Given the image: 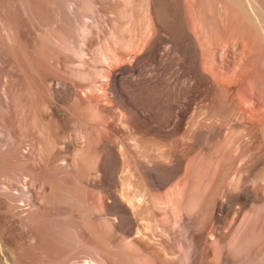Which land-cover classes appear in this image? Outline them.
<instances>
[{"label":"bare ground","instance_id":"1","mask_svg":"<svg viewBox=\"0 0 264 264\" xmlns=\"http://www.w3.org/2000/svg\"><path fill=\"white\" fill-rule=\"evenodd\" d=\"M1 1L0 8L4 3ZM85 1L87 3L89 0ZM92 1L90 0V2ZM99 1L101 2V0ZM113 1L117 2L118 0ZM132 1L135 2V0L130 2ZM205 1L202 0V3H205ZM208 1L211 2V0ZM123 2L120 3L125 4L126 0ZM190 2L193 1L150 0L149 2L151 17L153 16V19L157 22V27L160 25L163 29L164 27L167 29H165L166 34H168L167 38H169L168 40L172 46L171 48L168 45L170 46L168 51L165 47L166 54L164 52L163 54L160 53L163 57L160 56L159 58L163 61L159 62L165 67L166 63H163L165 59L168 61V67L172 64L173 66L177 65L183 71L187 70L188 63H190L195 70L197 79L195 77L194 79L204 82V90L202 93L200 91L203 94L202 100L199 96L200 100H198L200 102L197 99V102H194L193 97L187 104L183 103L184 106L186 105L185 108L180 102L184 93L187 90L190 92L196 88H186L187 82L179 86L174 84L169 89L165 86H163L165 88H162L160 79L164 76V68L160 67L162 71L159 68L154 75L152 74V76L150 75L147 78H139L137 82L133 81L134 83H131L128 80L129 84L123 82V75H134L130 72L133 69L138 70L137 66L141 68L140 66L142 65L137 64L141 59L140 46L142 44L138 41L140 39L130 40L129 37L127 39V35L130 34V32L128 33L127 22H130L131 18L129 21H125V14L120 18L121 20L124 19L125 30L126 28L128 29L126 30L127 35L123 34L126 38L122 37L125 42L121 38V33L124 32V29L123 32L120 30L124 26L117 25L119 30H116L114 28L116 24L113 25L119 19V16H115L111 29L105 26V28L110 30V34L107 33L108 30L105 32L109 35L105 34L109 39L107 37V40L102 38L104 41H95L94 34L97 30L93 35L89 33V30H85L91 25V22L90 24L87 23L88 20L86 21L88 26H84V31L87 32L79 30L82 33L74 35L72 33L74 28L72 31L69 28L71 31L69 33L68 31L64 33L62 30L61 32L59 31L60 26L57 29L54 27L55 19L54 22L51 18L45 19L50 17L47 14L46 17L40 15L45 20L38 19L40 20L38 27L41 30H36L35 27L36 33H40L37 34L38 36L36 34L33 35L35 36L33 38L37 39L36 37H39L40 40L42 39L40 45H44L46 41V47L45 45L40 47H43L44 50L45 48L46 50H51L52 53L48 51V57L44 50L41 51L42 48L40 49L36 45L37 43L35 44V40L34 44L39 49L33 48V50H36V53L41 51L38 55H35V58H33V53H29L33 57L28 55V53L26 54L30 47L28 48L27 46V49L22 42L23 40H20V35L18 36L17 32L18 28L16 29L13 26L6 15L3 16H6L8 20L0 16V46L7 56V68L14 70V73H8L9 71L0 73V152L5 150L11 153L10 161L0 163V197H3L6 202V210L4 212L6 211L19 219V225L26 227L27 236H30L32 241L36 240L37 236L41 238V235L43 237L48 235V237L55 239V243L56 241L59 243L60 246H57V249L60 247L62 254L59 255L61 257L54 258V260L57 259L58 261L53 262V264H120L121 257L118 260L119 263H115L111 259L112 257L110 258L111 260L108 257L111 253L109 251L112 250L114 252L117 249V253H119L122 248H126L125 250L129 252H124L126 257L128 256L127 254L135 255L139 252V255L142 254L143 258H145L146 264H192L191 255L189 256L191 252L189 253V251L194 246L191 247L186 242L188 241L187 239L191 238L192 234H190L189 238L188 233H191V231L187 232L188 229L186 230V227H184L185 225L183 224L185 223L183 221L187 216L190 217L191 221L192 214H197L196 217H201L198 213L202 214V210H206L207 204H210L209 208L211 210L209 211L210 213L212 212V215L207 214L208 210L206 214L212 217L211 223L216 224L219 229L215 230L211 224L212 227H208L210 230L207 229L208 231H206L201 226L202 230L206 231L205 233L208 232V235L205 236L207 239L205 241H209L210 245L214 244V248H209V243L207 245L205 242V245L209 246L208 248L206 247L207 254L208 256L211 255L207 257L211 259H209V262L208 260L205 262L202 260L199 264H221V261L220 263L219 261L215 262L214 258L217 257V260H222V256L225 253L232 256L231 260L234 259V263L264 264V242H261L264 240H256L257 236L260 235L257 234L258 232L264 235V0H217V5H214L218 6L219 9L217 7L215 9L214 6L215 12L212 10L216 14H214L216 20L219 17L220 21V17L223 16L221 15L222 13L226 15L223 20H228L231 15L230 18L235 17L234 19L232 18L233 20L229 19L232 21L231 26L238 21V24L236 23L238 27L236 28L239 29L240 26V28L243 27L247 31L244 36L242 34L244 29H240L242 38L240 37L241 35H237L239 34L238 29H235L236 33L233 30L235 27L231 29V26V28L229 25L226 26L230 22L229 20L228 23L225 22V25L222 21L223 25L218 23L220 28L218 32L221 36L219 34L216 35L223 38V42L220 38V40L216 39V35V40L213 39L214 35H207L209 29H206L208 30L207 33L205 32L206 30L204 31V28L208 25L207 23L206 26L203 23L205 27L202 26L204 28L201 26L199 28L200 23L204 22L205 19L199 18L202 21H199V25L197 23L196 26L198 17H195V12H202L206 8L205 4L208 5L210 3L202 4L205 8L198 11L196 8L198 2H195L196 6L191 3L194 6L190 4V6H193L190 9H195V12L192 10L193 14L191 10H188V4H185ZM213 3H216V1ZM64 4L67 6L66 3ZM73 4L74 6L76 5L74 2ZM82 4H84V0ZM82 4L81 7L85 10L87 4H84L85 8ZM102 4L106 7V4L103 2ZM115 4H113V11L114 7H116ZM78 5L76 7L80 8ZM132 5L134 6L133 3ZM210 6L207 8H210ZM67 7L70 9V6ZM91 7L92 5L89 8ZM119 7L121 8V6ZM122 7L126 13L127 9L123 5ZM136 7H138L137 4ZM89 8L88 10H90ZM146 8L148 10V7ZM107 9L111 8L107 7ZM117 10L112 12V14L119 13V10ZM124 10L120 11L124 13ZM136 10L139 11V9H133V15H135ZM219 11L222 13H219ZM75 12L76 10L72 13L75 14ZM100 12L103 13V11ZM98 13L95 15H98ZM137 13L136 15L139 16V13ZM218 13L221 16H218ZM83 14L81 13L82 18L84 17ZM104 14H101V16ZM145 14L147 17L148 12ZM201 14L205 15L206 13H200V16ZM227 14L229 15L228 17ZM56 15L58 16V13ZM63 15L69 14L67 12V14L64 13ZM117 15L121 16L122 14ZM136 15L135 17H137ZM214 15L211 13L210 17ZM78 16L79 14L76 16V20V17L72 18L77 21ZM89 17L91 18V16ZM170 17L173 18L170 19L171 21L168 20ZM80 20L82 23L83 20ZM107 20H109V17L105 21ZM173 20L174 22H172ZM235 20L237 21L235 22ZM63 21L64 19L61 20V22ZM72 22L71 25L73 26ZM133 22L132 20V25H129L136 27L135 29L137 30L129 27L134 32H132L131 38L134 37L135 33L139 35L137 31L142 28V26L139 28L140 25L138 23L140 20L135 21V23L138 22L139 26H134ZM213 22L215 21L213 20ZM117 23H119V20ZM120 23L122 24L123 22L121 21ZM143 23L145 24V21ZM149 23L150 25L152 24L151 21ZM96 24L98 28L99 24ZM63 25H66L65 22ZM212 25L216 29L217 26L215 25L217 23ZM220 25L223 28L226 26V28L223 29ZM65 27L64 31L67 29ZM77 27L75 28L77 29ZM191 27L193 28V34L197 32L194 35L191 34L192 30L189 31ZM229 28L232 31H229ZM101 29H103L102 26ZM222 29L223 31H221ZM98 31L100 30L98 29ZM117 31L119 32L117 33ZM32 32L35 33L34 31ZM142 32L145 33L143 29ZM142 32H140V36L144 35L145 37L146 33L143 34ZM228 32H235L234 34L237 37L239 36V39H236L237 37L234 34L229 35ZM29 33L30 31L28 30ZM105 35L103 36L102 34V37H105ZM158 35L160 39L161 34ZM231 35H233V38L235 36L236 40H234V43L231 42V39H233ZM153 36L152 34V38L146 36L147 38L145 37L144 39L141 37L143 44L144 40L149 38L146 44L143 45L144 54L149 57L152 56L151 54H156V50L162 49L158 48L161 45V41L157 36ZM237 40L241 44L240 46L239 44L237 45ZM215 42L222 43V45L223 43L226 44L227 47L223 45L226 49L222 46L220 48V44L217 43L218 46ZM47 46L50 48L48 49ZM159 62L158 64L161 66L162 64ZM6 63L2 64L5 65ZM156 66L158 67V65ZM54 68L56 69L55 71L53 70ZM15 71H17V75H15ZM104 71L106 72L104 73ZM145 71L142 70V72ZM138 73L137 75H141V73ZM19 75L22 76L20 79H23V82L18 80ZM69 79H71V82ZM54 80H57V83H53ZM102 80H105L104 84H108L106 87L107 91L105 88L104 90L102 89L107 92L106 94L105 92L102 93L104 98L107 95V100L102 98L103 96L101 97V88L96 87L103 82ZM24 82L28 85L23 84ZM51 82L53 84L59 83V89L56 85L53 86ZM172 82L174 81L172 80ZM196 83L198 82L196 81ZM22 84L29 87L25 91L31 90L33 93L31 95L29 91L26 94L33 96V98L30 97L33 107H31L32 110L30 112L31 115L33 114L32 116L29 114V116L24 115L26 110H24L25 106L23 105L25 103L23 104L21 101V103H16L18 101L17 96L26 93ZM104 84L101 85L104 87ZM166 85L168 84L166 83ZM188 85L190 86V82H188ZM199 85L196 86L202 88V84L199 83ZM11 89L17 96L13 95ZM94 90L96 91L94 92ZM198 90L199 88L196 89V92L199 94ZM97 91H100V94L96 93ZM216 91L219 92L216 93ZM219 93H223V95ZM214 94H218L219 98L218 96L215 97ZM14 96L17 97L16 100ZM98 96L102 98L101 101H99ZM56 98L59 99L60 103L56 102ZM177 100L183 106L182 108L179 107V103L177 104V108H182V111H185L183 112L185 113V119L186 113L189 116L183 121L180 118L181 116L179 117L177 114L180 113L181 110H179L177 113L173 112L167 125H161L160 123L163 122L160 121L162 120L161 114L156 115V113H153L155 106L156 111L159 109L158 111L163 110V113H167L171 110L170 108V110L168 109V107H171L169 104L176 105ZM109 101H111L110 105ZM157 101L159 102V107ZM173 101L176 102L174 103ZM19 104L22 105L19 106ZM89 104H93V107L90 106L92 107L90 110L87 108ZM17 106L21 107V109ZM83 107L87 108H85L88 111L86 114L82 113ZM172 107L174 108V106ZM164 109L165 111L168 110L165 112ZM152 114L161 118L159 120V117L156 118L154 116L155 120L160 121V123L157 124L155 120H150ZM91 116L93 118L103 117L104 119L99 118L96 122V120L93 121L94 119ZM6 117L7 119L9 118V122ZM30 117H33V122H27V118L31 120ZM72 119L75 123L71 122ZM153 122L155 125L161 126H154ZM31 124H34L38 130L42 127L37 132L38 136H36L35 127ZM46 124L49 126L48 130H46ZM43 126H45L44 129ZM33 129H35L36 137H34ZM43 130L45 133L48 131L46 138L44 137L45 133L42 132ZM63 138H66V141L63 145L65 151H62V153L59 144ZM78 139L80 140L79 142ZM35 141H38L36 148L39 151L36 149V156L39 155V157L34 154L35 157L31 155L35 151L30 152L36 146ZM32 144L34 145L33 147ZM172 155L175 156V159L170 157ZM3 157L7 158V155ZM169 159H173L172 164H168ZM59 173L61 175L66 173L64 177L70 173L72 175V177L69 175L71 180L74 178L72 186L71 184H65L64 178L62 179L59 176V179H62V183L67 185H63L64 188H69L71 185L69 190L63 189V187L62 189L60 188L62 191L64 190V193L59 187V190L57 189L60 183L55 185L58 183L55 182ZM49 176H57V178L54 179L55 177L51 178ZM69 176L66 177L68 180H70ZM51 182L56 186L55 189H53ZM255 182L259 184L256 185ZM74 186L77 187L74 188ZM57 191H60L63 195L58 194L59 192ZM87 191L90 194L92 192L97 193L94 195L98 197L89 196L90 194ZM78 193L80 196L82 195L81 198L77 195ZM93 196L95 199H100V202L96 203ZM4 201L0 202L3 204ZM209 208L207 207V209ZM204 210L203 213H205ZM261 210L263 215L258 213ZM24 211L27 214H24ZM1 214L0 224L2 218L5 217L1 216ZM254 214H258L257 219L252 216ZM259 216L263 219L258 221ZM204 217H206L205 214ZM13 219L15 220V218ZM207 219L209 220V218ZM138 220L139 222H137ZM185 220L187 222V219ZM194 220L196 222V219ZM200 221H202V225L206 224L203 220L200 219ZM260 221H263V223H260ZM192 223L190 225H195ZM196 226L198 225H195V228ZM205 227L207 228V226ZM253 239L258 244H255ZM9 240L12 239H9V237L3 238L0 234V264H21V262L23 264L25 260L21 261L19 259L22 255H16V251L12 248V243ZM193 240L191 238V242ZM188 242L190 244V241ZM172 244L175 247H172ZM17 248L19 249V247ZM252 248L254 249L253 253L251 252ZM22 249L20 252H22ZM203 249L205 250V247ZM213 249L214 252H212ZM226 254L225 259L228 257ZM142 255L141 260L143 259ZM17 257L21 262L18 261ZM134 257H137V259ZM134 257L132 258L133 260L135 259L134 262L140 261L138 258L140 256L136 255ZM147 258H151V262ZM211 260L215 263H211ZM49 261L48 259L47 264H49ZM131 262L129 260L127 264H134L132 260ZM142 262L143 260L138 263ZM44 264H46V261Z\"/></svg>","mask_w":264,"mask_h":264},{"label":"rangeland","instance_id":"2","mask_svg":"<svg viewBox=\"0 0 264 264\" xmlns=\"http://www.w3.org/2000/svg\"><path fill=\"white\" fill-rule=\"evenodd\" d=\"M68 1H69V3H70V2H71V3H70V4L67 3ZM68 1H66V0H56V1H55V0H30V1H29V0H2L1 2H2V3L4 2V3H3L2 6H1L2 9L0 8V12H1L0 16L4 17L3 15H6V16L8 17V19H10L9 21L13 24V26H14L16 29L18 28V29H17V32H18V36L20 35V36H19V37H20V40H23L22 42L26 45V48H27V46H28V48L30 47L29 50H27L26 54L28 53V55H30L31 57L34 56L33 58L36 57L35 55H38L41 51L44 50L43 47H44V45L46 44V41L44 40V41H45V42H44L45 44H44V45L42 44L43 47H40V46H42V45H40L42 39L40 40L39 37H36L37 39H39V40H38V41H39V44H38L37 39H34L35 36H33V35H35V34H36V36H38L37 34L40 33V32H39V33H36V32H37L36 30H38V29L41 30V28L38 27V26H39L38 24H39V21H40V20H45V19H50V18H51V19L54 21V19H55L56 22L54 21V22H55V23H54V24H55L54 27H56V29H57L58 26H60V30H59V31L62 30L64 33H66V32L68 31V33H69V32H71L72 29L74 28V30H73V32H72L74 35L77 34V33H79V34L82 33V31H84V29H85L84 26H86V25L88 26V24H90V22H91V25H90L91 27L88 26V28H86L85 30H89V33H90V34L92 33L91 35H93L94 32L97 30L96 33L94 34V39H95V41H98V40L101 41L102 38H104V40L109 39V37H108L109 35H108V34H110V32H109L110 30H108V29H111V25L114 23L115 16H117V17L119 16V19H117V20L115 21V23L113 24V25L116 24L114 28H116V30H117V29H118V28H117V25H118V26L121 25V27L124 26L123 28L120 29L121 32H123V29H124V32H123V33L120 32L121 35H122L121 38H122V37H123V38H126L123 34H126V33H127L126 30L129 29V30H128V33L130 32L131 35L128 34V35H129V36H128V35L126 34V35H127V39H128V37L130 38V40H131V39H134V40H138V39H140V40H138V41H139V43L141 42L140 44H142V45H141L142 47L140 46L141 50L139 49V50L142 52V53H140V56H141L140 62H141V63L139 62V63H137V64H139V65L142 64L140 67L142 68V70H144V71L146 70L145 72H142L141 68H139V66L136 65L137 68H138V70H137V69H133V71L135 70V72L131 71L130 73H131V74H134V75L131 76V75L129 74L130 77H129L128 74L123 75V76H122V78H123V80H124L123 82L126 83V84H129L130 81H131V83H134L135 81L137 82V79H139V78L141 79V78H147V77H150V75H151V76H152V74L154 75V74L156 73V71H158L159 68L161 67L162 69L164 68V69H163L164 76L161 77V79H160V82H161V84H162V88H165V87H166V88L169 89V88H171V86L174 85V84H175V85L177 84V86H179L180 84L182 85V84H185L186 82H187V87H186V88H188V87H192V88H196V89L199 88V90H198L199 94L196 92V89L193 90V91H190V92H189V90H187V91L184 93V96L182 97V99H181V101H180L182 105H183V103L187 104V103L190 101V99L193 98V97H194V102H197V100L199 99V96H200V99L202 100V98H203V94H201V93H202V91L204 90V87H203V86H204V82H202L201 80H196L197 78H196V76H195V70L193 69V67L191 66L190 63H188L189 65H188V67H187V70H184V71H183V70L181 69V67H180V66H177V65H174V66H173V64H172L170 67H168V66H169V65H167V64H168V61H166L165 59H164V62H163L164 64L166 63V64H165V65H166L165 67H164V65H163L161 62H159V61H163V60H160L159 57L161 56V54H163V52H164V54H166V53H165L166 50L168 51V50L170 49V46H171L170 43H171V42L168 40L169 38H167V37H168V34H166V30H167V29H166L165 27H164V29H163V27H161L160 25H159V27L162 28V29H160L159 27H157V26H158V24H156L157 22H155V20L153 19V16L151 17V14H152V13H151L150 8H149V2H150V0H135V2H133V1L130 2L131 0H130V1H129V0H126L125 4L120 3V2H123L124 0H123V1H122V0H118L119 3H118L117 0H116L117 2H115V1H113V0H108V1H107V0H105V1H104V0H101V2H100L99 0H93L94 2L91 0L92 2H90V0H89L87 3H85L86 1L84 0V4H87V7H86L84 4H82V3H83V0H79L81 3H80V2L78 3V0H77V1H76V0H68ZM96 1H97V2H96ZM110 1H112V2H110ZM187 1H189V0H185V2H187ZM192 1H193V2L185 3V4H188V10H191L190 8L193 7L197 2H198V4H199V5L197 4V7H196V8H197V11H198L199 9H203V8H205V7H203L204 5L202 6V4H205V3L207 2V0L205 1V3H202V0H196V1H195V0H192ZM203 1H204V0H203ZM215 1H216V3H213V2H215ZM53 2H54V3H53ZM73 2L76 4L75 6H74ZM98 2H99V4H98ZM102 2H103L104 4H106V3H108V2H109L108 4H110V3H112V4H110V6H108V4H106V5H105L106 7H104V5L102 4ZM128 2H129L131 5H130ZM195 2H196V3H195ZM208 2H209V1H208ZM208 2H207V3H208ZM7 3H8V4H7ZM35 3H36V4H35ZM64 3H66L67 6H70V9H69L67 6H65ZM77 3H78L79 5H78ZM115 3H116L117 5H116ZM123 3H124V2H123ZM127 3H128V4H127ZM132 3L134 4V6L132 5ZM135 3L137 4L138 7H136V4H135ZM191 3H194V5L191 4ZM200 3H201V5H200ZM209 3H210V4H208V5L205 4L206 8L209 7L211 4H212L213 7L210 6V8H207V9L205 8V9H204L205 11L202 10V12L198 11V12H200V13H204V12H205L206 14L208 13L209 15H208V14H207V15H206V14H205V15H204V14H201V16H200V13L197 14L198 12L196 13V12H195V9H192V10L195 12V14H194V12H193L192 10H191V12L195 15L196 18L198 17V19H196V26H197V23H198L199 21H202L203 19H205L204 22H202V23L199 22L200 25H199V23H198L199 28H200V26H201V27L204 26L203 23H205V26H206V23H207V24H208V25H207L208 28L204 26V27H205V28L203 27V28H204V31H205L206 29H209V32H210L211 35L209 34L208 30H206L205 32H206V33L208 32L207 35H209V36H213V35H214V36H213V39H215L216 36H217L216 34H219L218 29L220 30V28H219L218 25H219V24H222V25H223L222 21L224 22V25H225L226 23H228V20H229V19L233 20L235 17H231V18H230L231 15L229 16V15L227 14V17L229 16V18H228V20H227V19H224V20H226V21H224L223 18H224V16H226V15H224L221 11H219V13L221 12V13H222L221 15H223V16L220 17V21H219V17H218V20H216V18H215V17H216V16H215L216 14L213 13L212 10L215 12V10H214V6H215V9H216V7L218 8V6H216V5H217V0H211V2H209ZM54 4H55V5H54ZM68 4H69V5H68ZM81 4H82V6L84 5V6H83L84 8L86 7L85 10L81 7ZM100 4H102V5H101L102 7L100 6ZM113 4H115L116 7H114V8H115L116 10H117V8H118L119 6H121V8L119 7L120 9L118 8L119 13L116 12L117 14H122L121 16H120V15H117L116 13H113V14H112V12L116 11L115 9H114V11L112 10V9H113ZM118 4H119V5H118ZM120 4H121V5H120ZM139 4H140V5H139ZM190 4L193 5V6H190ZM214 4H216V5H214ZM0 5H1V4H0ZM77 5L80 6V8H79V7H76ZM90 5H92L91 8H89ZM94 5H95V7H94ZM97 5H98V6H97ZM111 5H112V6H111ZM122 5L124 6L125 9H127V10H126V13H125V10L123 9ZM144 5H145V7H144ZM96 6H97V8H96ZM99 6H100L101 8H100ZM127 6L130 7V8H128ZM139 6H140V7H139ZM189 6H190V7H189ZM195 6H196V5H195ZM201 6H202V7H201ZM72 7H74V8H72ZM75 7H76L78 10H77ZM98 7H99V8H98ZM107 7L111 8V9H107ZM132 7H133L134 10H135V9H139V11H138V10L135 11V15H136V13H137V11H138L139 14H138V13H137V14H138L139 16L136 15L137 17H135V15H133L134 12H133ZM135 7H136V8H135ZM146 7H148V10H146V9H147ZM186 7H187V5H186ZM199 7H200V8H199ZM81 8H82L83 10H82ZM88 8H89L91 11L88 10ZM92 8H93V9H92ZM102 8H103V9H102ZM105 8H106L107 10H106ZM143 8H144V9H143ZM212 8H213V9H212ZM49 9H50V10H49ZM51 9H52V10H51ZM53 9H54V10H53ZM72 9H74V10L72 11ZM79 9H80V10H79ZM86 9H87L88 11H87ZM129 9H130V10H129ZM218 9H219V8H218ZM218 9H217V11H218ZM61 10H63V11H61ZM65 10H66V11H65ZM75 10H76V12H75V14H73ZM96 10H97V11H96ZM108 10H110V11L112 10V11L110 12V11H108ZM118 10H117V11H118ZM120 10H124V13H123L122 11H120ZM206 10H207V11H206ZM209 10H210V11H209ZM41 11H42V12H41ZM49 11H50V12H49ZM58 11H59V12H58ZM71 11H72L73 13H72ZM79 11H80V12H79ZM82 11H83V12H82ZM95 11H96V12H95ZM100 11H103V13H101ZM145 11H146V12H145ZM149 11H150V12H149ZM53 12H54V13H53ZM62 12H63V13H62ZM67 12H68V14H69L71 17H70L69 15H63L64 13L67 14ZM77 12H78V13H77ZM98 12H100V13H98ZM120 12H121V13H120ZM147 12H148V15H147V17H146V14H145V13H147ZM6 13H7V14H6ZM57 13H58V16L56 15ZM81 13H82V14L84 13L83 16H84L85 18H84V17L82 18ZM97 13H98V15H95V14H97ZM104 13H105V14H104ZM127 13H128V14H127ZM211 13H212L213 15H214V14H215V15L210 17ZM219 13H218L217 15H218V16H221V15H219ZM30 14H31V15H30ZM46 14H47L48 16H50V17H49V18H45V17L47 16ZM72 14H73V15H72ZM76 14H77V15L79 14V16H78V20H77V21H75V20L77 19V17H76L77 15H76ZM99 14H100V15H99ZM101 14H104L105 17H104V15H102V16H103V17H102ZM124 14H125V15H124ZM131 14H132V15H131ZM40 15L45 16V17H44L45 19H42V17H40ZM52 15H53V16H52ZM75 15H76V16H75ZM85 15H87V16L89 15V16H91V18H90L89 16H88V17H89V18H88V17L85 16ZM113 15H114V16H113ZM123 15L125 16V17H124V18H125V21H129L130 18H131L130 22H127V23H128V25H127V28H128V29L126 28V30H125V25H124V19H123V20L120 19ZM140 15H141V18H140ZM142 15H143V16H142ZM144 15H145L146 18L144 17ZM196 15H197V16H196ZM198 15H199V16H198ZM6 16H5L4 18H6ZM10 16H11V17H10ZM37 16H38V17H37ZM66 16H69L70 18H69V17H66ZM131 16H132L133 18H132ZM149 16H150L151 19L149 18ZM56 17H57V18H56ZM58 17H59V18H58ZM65 17H66V18H65ZM72 17H73V18L76 17L75 20H74ZM79 17H80V18H79ZM92 17H93V19H92ZM100 17H101V18H100ZM108 17H109V20L105 21L106 19H108ZM111 17H113V18H111ZM209 17H210V18H209ZM213 17H214L213 20H214L215 22H213V20H212ZM227 17H226V18H227ZM60 18H61V19H60ZM110 18H111V19H110ZM126 18H127V20H126ZM171 18H172V17H170L168 20H170ZM199 18H201L202 20H199ZM206 18H209V19H206ZM221 18H222V20H221ZM232 18H233V19H232ZM6 19H7V18H6ZM8 19H7V20H8ZM38 19H40V20H38ZM59 19H60V20H59ZM63 19H64V21L61 22V20H63ZM80 19L83 20L82 23H81V20H80ZM85 19H86V20H85ZM90 19H91V20H90ZM95 19H97V20H95ZM172 19H173V18H172ZM31 20H33V21H31ZM37 20H38V21H37ZM72 20H73V22H72ZM87 20H88V21L90 20V21L88 22ZM112 20H113V21H112ZM118 20H119V23H117ZM120 20L123 22L122 24L120 23V22H121ZM132 20L134 21V22H133V25H134V26H135V25H136V26H139V25H140L139 28L142 26L141 29L138 28L139 30H138L137 32H139V35L135 33L133 38H131L132 35H133L132 32H133V30H134L136 27H133V26H130V25H129V24L132 23ZM139 20H140L139 23H138V22L135 23V21H139ZM208 20H209L210 22H209ZM211 20H212L213 23L211 22ZM231 20H229L230 22H229L228 24H226V26H227V25H229V27L231 26V24H232V21H231ZM17 21H18V22H17ZM30 21H31V22H30ZM35 21H36V22H35ZM69 21H70V23H69ZM86 21H87L88 24L86 23ZM98 21H100V22H98ZM104 21H105V22H104ZM108 21H109V22H108ZM144 21H145V24L143 23ZM146 21H147L148 23H147ZM150 21H151V23H152L151 25H150V23H149ZM170 21H171V20H170ZM170 21H169V22H170ZM217 21H218V22H217ZM236 21H237V20H235V22H236ZM58 22H59V23H58ZM64 22H65V24H66L65 26L67 27V29H65V31L63 30L64 27H65V26L63 25ZM71 22H72V24H74L75 26H74V25L72 26V25H71ZM94 22H95V25H94ZM102 22L105 23V24H103ZM107 22H108V23H107ZM172 22H174V20H173ZM208 22H209L210 24H209ZM225 22H226V23H225ZM233 22H234V21H233ZM237 22H238V21H237ZM237 22H236V23H237ZM27 23H28V24H27ZM33 23H35V25H33ZM75 23H77V24H75ZM79 23H80V24H79ZM96 23H98V24L100 25V26L98 25V28H97V24H96ZM125 23H126V22H125ZM134 23H135V24H134ZM137 23H138L139 25H138ZM214 23H215V24L217 23V25H215V26H217V27H216L217 30L214 28V25H212V24H214ZM218 23H219V24H218ZM236 23H234L233 26H231L232 28H231V27H230V28L233 29V28L235 27L233 30L237 33V31H236L235 29H238V28H236V27H238V25H237L238 23H237V24H236ZM26 24H27V25H26ZM84 24H85V25H84ZM92 24H93L94 26H93ZM141 24H144L145 27H144V25H141ZM148 24H149V25H148ZM235 24H236V25H235ZM52 25H53V24H52ZM69 25H70V26H69ZM76 25H77L78 27H77ZM82 25H83V27H81ZM131 25H132V24H131ZM169 25H170V24H169ZM171 25H172V24H171ZM202 25H203V26H202ZM222 25H220V27H221ZM234 25H235V26H234ZM16 26H17V27H16ZM18 26H19V27H18ZM68 26H69V27H68ZM71 26H72V27H71ZM87 26H86V27H87ZM101 26H102L103 29H101ZM105 26H106L108 29L105 28ZM154 26H155L156 30H155ZM212 26H213L214 29L212 28ZM226 26H225V28H226ZM35 27H36V30H35ZM66 27H65V28H66ZM75 27H77V29H76ZM80 27H81V29H80ZM89 27H90V28H89ZM93 27H94V28H93ZM129 27H130V28L132 27L133 30L130 29ZM151 27H152V28H151ZM210 27H211V28H210ZM24 28H25V29H24ZM28 28H29V29H28ZM69 28L71 29V31H70ZM82 28H83V29H82ZM91 28H93V29H91ZM95 28H96V29H95ZM158 28H159V29H158ZM221 28H223V27H221ZM225 28H223V29H225ZM230 28H229V31H232V30H230ZM242 28H243V27H242ZM242 28H240V26H239V29H238V30H239V32H238L239 34H237V35H241L240 37L243 38L242 34L245 36V32H247V31H245L244 28H243V29H244V30H243ZM19 29H20L21 31H20ZM68 29H69V30H68ZM94 29H95V30H94ZM98 29H99L100 31H98ZM104 29H105L106 31H105ZM142 29H143V31H144L147 35H146L145 33L142 32ZM144 29H145V30H144ZM146 29H147L148 31H147ZM165 29H166V30H165ZM192 29H193V28L191 27V29H189V31L192 30ZM211 29H213V30H211ZM223 29H222L221 31H223ZM240 29H242L244 33H243ZM23 30H24V31H23ZM28 30L30 31L29 34H28ZM79 30H82V31H79ZM107 30H108V32H107ZM118 30H119V29H118ZM130 30H131V31H130ZM135 30H137V29H135ZM140 30H141V31H140ZM159 30H160V31H159ZM194 30L196 31V29H194ZM32 31H34L35 33H33ZM62 31H61V32H62ZM76 31H77V32H76ZM91 31H92V32H91ZM102 31H103V32H102ZM152 31H154V32H152ZM158 31H159V32H158ZM164 31H165V32H164ZM211 31H214V32H216V33L211 32ZM226 31H228V30H226ZM240 31L242 32V34H240V33H241ZM20 32H21V33H20ZM24 32H25V33H24ZM74 32H75V33H74ZM84 32L86 33L87 31H84ZM101 32H102V33H101ZM105 32H107L108 34L105 33ZM118 32H119V31H117V33H118ZM140 32H142L143 34H145V37L147 36V37H149V38H152V34H153L154 36H157L158 34H161L160 39H159V37H158L159 35H158L157 37H158V39L161 41V43H160L161 45H159L160 47H158V48H162V49H158L159 51L156 50V52H155L156 54H154V55L151 54L153 57L155 56L154 58H153L152 56L149 57V56H147L146 54H144L143 45L146 44V41H148L149 38H148V39H145V40H144V44H143V43H142L143 40H141V37H142V39H144L145 37H144V35H141V36H140V34H141ZM161 32H162V33H161ZM217 32H218V33H217ZM224 32H225V30H224ZM224 32H223V33H224ZM235 32H234V33H235ZM100 33H101V34H100ZM133 33H134V32H133ZM154 33L157 34V35H155ZM195 33H197V32H194V34H195ZM212 33H213V34H212ZM228 33H229V35H230V34H234V33H232V32H231V33L228 32ZM22 34H23V35H22ZM30 34H31V36H30ZM96 34L98 35V37H96V36H97ZM99 34H100L101 36H100ZM102 34H103V36H104L105 34L108 35V36L105 35V37H102ZM191 34L194 35V34H193V30H192V33H191ZM221 34H222V33H221ZM224 34H225V33H224ZM226 34H227V33H226ZM95 35H96V36H95ZM118 35L120 36V34H118ZM137 35H138L139 37H138ZM149 35H150V36H149ZM215 35H216V36H215ZM219 35H220V34H219ZM219 35L217 36L216 39H218V40L222 39L221 41L223 42V38H220ZM229 35H227V36L230 37ZM234 35H236V34H234ZM237 35H236V37H237ZM21 36H22V37H21ZM99 36H100V37H99ZM154 36H153V37H154ZM162 36H163V37H162ZM209 36H208V37H209ZM220 36H221V35H220ZM227 36H225V37H227ZM231 36H232L231 38H233V35H231ZM27 37H28L30 40H29ZM31 37H32V38H31ZM33 37H34V38H33ZM107 37H108V38H107ZM135 37H136V39H135ZM147 37H146V38H147ZM96 38H98V39H96ZM100 38H101V39H100ZM106 38H107V39H106ZM123 38H122V40H123ZM219 38H220V39H219ZM242 38H240V39L242 40ZM32 39H33V40H32ZM162 39H164V40H162ZM213 39L211 38L212 42H213ZM216 39H215V40H216ZM236 39H239V36H238ZM236 39H235V36H234V38L231 39V40H232L231 42L234 43V42H235L234 40H236ZM25 40H26V43H25ZM35 40H36V41H35ZM104 40H102V41H104ZM159 40H158V41H159ZM241 40H240V41H241ZM27 41H29V42H27ZM34 41H35V44L37 43L36 45H38V47H39L40 49L42 48V50H41V51H38V53H36V50H33V48H34V49L37 48V50L39 49V48L36 47V45L34 44ZM123 41L125 42V40H123ZM126 41H127V40H126ZM166 41H167L168 43H167ZM221 41H220V42H221ZM42 43H43V41H42ZM215 43H216V42H215ZM217 43H218V42H217ZM217 43H216V44H217ZM236 43H237V45H238V44H239V41L237 40ZM31 44H32V45H31ZM166 44H167V45H166ZM218 44H220V43H218ZM218 44H217V45H218ZM46 45H47V44H46ZM46 45H45V47H46ZM168 45H170V46H168ZM223 45L226 46V44H224V43H223ZM223 45H222V43H221V44H220V48H221V46H222L223 48L226 49L227 46L225 47V46H223ZM235 45H236V44H235ZM237 45H236V46H237ZM240 45H241V44H239V46H240ZM48 46H49V45H48ZM48 46H47V47H48ZM161 46H162V47H161ZM218 46H219V45H218ZM163 47H164V48H163ZM165 47H166V50H165ZM26 48H25V50H26ZM28 48H27V49H28ZM49 48H50V47H48V49H49ZM171 48H172V46H171ZM228 48H229V47H228ZM0 49H1V46H0ZM32 50H33V51H32ZM45 50H46V48H45ZM45 50H44V52L46 53V55H48L49 52L52 53L51 50H50V51H49V50H46L47 52H46ZM139 50H138V52H139ZM160 50H161V51H160ZM164 50H165V51H164ZM28 51H32V52H28ZM48 51H49V52H48ZM136 51H137V50H136ZM0 52H1V53H0V57H1V58H0V61H2V60L4 61V60H5L4 62L6 63V62H7V61H6V60H7V59H6L7 56H6L5 52H4L2 49L0 50ZM2 52H3V53H2ZM34 52H35V54H34ZM228 52L231 53L230 51H228ZM29 53H31V54L33 53V56H32L31 54H29ZM47 53H48V54H47ZM157 53H158V54H157ZM160 53H161V54H160ZM4 54H5V55H4ZM41 54H44V53H41ZM159 54H160V55H159ZM44 55H45V54H44ZM30 56H29V57H30ZM4 57H5V58H4ZM48 57H49V55H48ZM156 57H157V58H156ZM161 57H163V55H162ZM151 58H152L153 60H152ZM247 58H248V57H247ZM156 59H157V60H156ZM154 60H156V61H154ZM142 61H143V62H142ZM157 61H158L159 63H161L162 65L159 66V64H158ZM4 62H0V63H1V65H0V73H1V72L3 73L4 71H5V73H6L7 71H9L8 73H12V72L14 73V70H12L11 68H9V69L11 70V71H10V70L7 68V66H8L7 63H6L5 65H3ZM2 63H3V64H2ZM2 65H3V66H2ZM55 65H56V64H55ZM156 65H158V67H157ZM56 66H58V65H56ZM162 66H163V67H162ZM2 67H3V68H2ZM54 67H55V66H54ZM155 67H157V68H155ZM191 67H192V69H191ZM52 68H53V67H52ZM134 68H136V67H134ZM161 68H160V71H162ZM166 68H168V69H166ZM178 68H179V69H178ZM7 69H8V70H7ZM56 69H58V68L56 67ZM56 69L54 68L53 70L55 71ZM139 69H140V70H139ZM157 69H158V70H157ZM138 71H139V73H141V75L138 73ZM16 72H17V71H15V73H16ZM105 72H106V71H104V73H105ZM147 72H148V73H147ZM150 72H151V73H150ZM166 72H167V73H166ZM193 72H194V73H193ZM135 73H136V77H135ZM137 73H138L140 76L137 75ZM143 73H145V74L147 73V74L145 75V74H143ZM142 74H143V75H142ZM191 74H193V75H191ZM15 75H17V73H16ZM165 75H166V76H165ZM168 75H169V76H168ZM185 75H187V76H185ZM0 76H1V75H0ZM144 76H145V77H144ZM178 76H179V77H178ZM21 77H22L21 75L18 76V80H19V81L21 80V79H20ZM124 77H125V78H124ZM170 77H171V78H170ZM176 77H177V78H176ZM186 77H188V78H186ZM194 77H195L196 79H194ZM67 78H68V77H67ZM71 79H72V78H71ZM71 79H69L70 82H71ZM129 79H130V80H129ZM22 80H23V79H22ZM22 80H21V81H22ZM67 80H68V79H67ZM127 80H128L129 82H128ZM166 80H167V81H166ZM172 80H173L174 82H172ZM23 81H24V80H23ZM23 81H22V82H23ZM52 81H53V80H52ZM102 81H103V82H101V84L103 85V84L105 83V80H102ZM133 81H134V82H133ZM164 81H165V82H164ZM170 81H171V82H170ZM196 81H197L198 83H196ZM127 82H128V83H127ZM188 82H190V86L188 85ZM201 82H202V83H201ZM18 83H19V82H18ZM51 83H52V82H51ZM53 83H57V80H56V81L54 80ZM53 83H52V85H53V86L56 85L57 88H58V84H59V83H58V84H53ZM131 83H130V84H131ZM166 83H167L168 85H166ZM199 83L202 84V88L196 86V85L200 86ZM23 84L26 85L27 83L24 82ZM23 84H22V85H23ZM101 84H100V85L98 84V86H96V87H97V88H101L100 91H101V94H102V93L105 92V91H103V90H104V88L106 89V87L108 86V84H107V83L104 84V87H103ZM163 84H164V85H163ZM27 85H28V84H27ZM27 85H26V86H27ZM26 86L23 85V87H25V88H24V91H25L26 88L29 89V87H26ZM163 86H165V87H163ZM167 86H168V87H167ZM169 86H170V87H169ZM59 87H60V84H59ZM102 87H103V88H102ZM200 88H201V89H200ZM30 89H31V88H30ZM58 89H59V88H58ZM102 89H103V90H102ZM166 90H167V89H166ZM29 91L31 92V90H29ZM29 91H25L26 93H24V94L21 93V94H23V95H18V96H17L16 93H13V92H14L13 89H11V92L13 93V95H16V96L18 97V99H17V97L14 96L15 100H16V99L18 100V101H16V103H18V102H19V103L23 102V104L25 103V104L23 105V106H25V107H24V110H26V111H24V112H25L24 115H27V116L31 115L30 112H31V110H32V109H31V107H32V102H31V101H32V100H31L30 97L33 98V96H30V95L28 96V95H26V94L29 93ZM95 91H96V90H94V92H95ZM100 91H97L96 93H99V94H100ZM106 91H107V89H106ZM200 91H201V93H200ZM218 92H219V91H218ZM218 92L216 91V93H218ZM12 93H11V94H12ZM96 93H95V94H96ZM106 93H107V92H105V94H106ZM29 94L33 95L32 92L29 93ZM99 94H98V95H99ZM105 94H104V95H105ZM200 94H201V95H200ZM219 94H220V93H219ZM221 94L223 95V93H221ZM221 94H220V95H221ZM214 95H215V94H214ZM23 96H24V97H23ZM26 96H27V97H26ZM99 96H100V95H99ZM99 96H98V98H99ZM102 96H103V94L101 95V97H102ZM217 96H218V94L215 95V97H217ZM19 97H20V98H19ZM101 97H100V98H101ZM105 97L107 98V95H106ZM201 97H202V98H201ZM221 97H222V96H221ZM100 98H99V101H101L102 98H104V96H103L101 99H100ZM106 98H104V99L107 100L108 98H107V99H106ZM218 98H219V96H218ZM57 99H58V98H56V102L60 103L59 99H58V100H57ZM196 99H197V100H196ZM200 99H199V100H200ZM216 99H217V98H216ZM216 99H215V100H216ZM22 100H23V101H22ZM179 100H180V99H179ZM179 100H177V102H176V101H173L174 103L176 102V105H175L174 103H172V104H174V105H170V104H169V106H171V107H168V109L170 108L172 111L169 109L170 111H168L167 113H163V110L158 111L159 109L157 110V111H158V112H157V111H156V106H155V108H154V110H153V111H154L153 113H154V114L156 113V115H160V114H161L160 117L162 118V120H160L161 118H160L159 116H155V115H153V114H152L150 120L152 121V119H153V121H154L157 117H159V120H160V121H163V122L160 123V121L158 122V121L155 120V121H156L155 123H157V124L160 123L161 125H167V123H169V121H170V119H171V117H172L173 112H176V113H177V112H179V110H181L180 113H177V114H178L179 117L181 116L180 118L183 119V121H184V119H185V116H184L185 113H183V112H185V111H182V110H183L182 108H183L184 105L181 106ZM182 100H183V102H182ZM199 100H198V101H199ZM20 101H21V102H20ZM109 102H110V103H109V105H110V104H111V101H109ZM199 102H200V101H199ZM26 103H27V104H26ZM157 103H158V107H159V102L157 101ZM157 103H156V105H157ZM178 103H179V104H178ZM28 104H29V105H28ZM30 104H31V105H30ZM177 104L180 105L179 107H182V108H177V106H178ZM17 105H18V104H17ZM20 105H22V104H19V106H20ZM160 105H161V104H160ZM23 106H22V108H23ZM88 106H89V107H88ZM90 106L93 107V104H89V105H87V108H88L89 110H90V108L92 109V107H90ZM172 106H174V108H173ZM17 107H18V106H17ZM69 107H70V105H69ZM158 107H157V108H158ZM160 107H162V106H160ZM185 107H186V105L184 106V108H185ZM18 108L21 109V107H18ZM25 108H27V109H25ZM32 108H33V107H32ZM71 108H72V105H71ZM83 108L85 109L86 107H83ZM83 108H82V110H83V111H86V112H83V111H82V113H85V114H86V113L88 112V111L86 110L87 108H86L85 110H84ZM162 108H163V107H162ZM93 109H94V108H93ZM165 109H166V108H165ZM165 109H164V111H165ZM168 109H167V110H168ZM167 110H166V111H167ZM177 110H178V111H177ZM27 111H29V112H27ZM166 111H165V112H166ZM78 112H80V111H78ZM91 112H92V110H91ZM159 112H160V113H159ZM32 113H33V111H32ZM89 113H90V111H89ZM89 113H88V115H89ZM158 113H159V114H158ZM181 113H182V114H181ZM28 114H29V115H28ZM162 114H163V117H162ZM32 115H33V114H32ZM32 115H31V116H32ZM77 115H79V114L77 113ZM77 115H76V116H77ZM96 116H97V115H96ZM154 116H155L156 118H154ZM187 116H189V114L186 113V119H187ZM7 117H8V116H7ZM7 117H6V119H7ZM91 117H92V116H91ZM93 117H94V115H93ZM93 117H92V118H93ZM72 118H74V117H72ZM92 118H91V119H92ZM99 118H100V117H98V118L95 117V118H93L94 120H93V119H92V120H93V121L96 120V122H97V120H99ZM101 118H103V117H101ZM101 118H100V119H101ZM30 119H31V120H29V119L27 118V122H29V121L33 122V120H32L33 117H30ZM70 119H71V117H70ZM103 119H104V118H103ZM186 119H185V120H186ZM7 120H8V122H9V118H8ZM105 120H107V119L105 118ZM166 120H167V121H166ZM72 121L74 122L73 119L71 120V122H72ZM100 121H101V120H100ZM27 122H26V123H27ZM31 122H30V123H31ZM34 123H35V122H34ZM74 123H75V122H74ZM74 123H73V125H74ZM155 123L153 122L154 126H161V125H157V124L155 125ZM35 124H36V123H35ZM71 124H72V123H71ZM27 125H29V124L27 123ZM31 125H32V124H31ZM49 125H50V124H49ZM32 126H34V124H33ZM46 126H47V129H46V128H45V129L48 130V127H49L48 124H46ZM29 127H30V126H29ZM34 127H35V126H34ZM34 127H32V128H34ZM39 127H40V126H39ZM44 127H45V126H43V129H44ZM41 128H42V127H41ZM41 128H39V130H40ZM35 129H36V127H35ZM35 129H33L34 137L38 136V135H37V132H39L38 128L36 129V131H35ZM92 129H94V128H92ZM46 130H45V131H46ZM34 131L36 132V136H35ZM42 132H44V130H43ZM47 132H48V131H46V133H47ZM93 132H95V130H93ZM44 133H45V132H44ZM46 133H45L44 137L46 136ZM105 134H106V133H105ZM42 135H43V134H42ZM92 135H93V134H92ZM106 136H107V134H106ZM45 138H46V137H45ZM92 138H93V137H92ZM92 138H91V139H92ZM34 139H35V138H34ZM37 139H38V137H37ZM61 140H62V141L60 142L59 147L61 148L60 151L62 152V151H65V150H64L65 147H64L63 145H64V142L66 141V138H63V139H61ZM79 141H80V140L78 139V142H79ZM93 141H95V140H93ZM93 141H92V143H93ZM35 142H36V144H35ZM35 142H34V144H35L36 146L33 147L34 145L32 144V147H33V148H32V147H31V148H32L33 151H30V152H34V151H35V153H32V154H31L32 156H34V155L36 156V152H37V150H38V149L36 148V147H37V143H38V141H35ZM34 148H35V150H34ZM36 149H37V150H36ZM30 150H31V149H30ZM38 151H39V150H38ZM6 153H7V154H6ZM38 153H39V152H38ZM38 153H37V154H38ZM62 153H63V152H62ZM3 154H4V155H3ZM8 154H9V155H8ZM33 154H34V155H33ZM6 155H7V158H6V157L4 158L3 156H6ZM0 156H1V157H0L1 160H2L3 158H4V160H6L5 162H4V160H2V161L0 160V161H1L0 163H2V162H3V163H6V162H8V161L11 160V159H10V157H11V153H8V151H5V150H4V151L0 152ZM35 156H34V157H35ZM36 157H39V155H37ZM170 157L173 158V159H175V156H174V155H172V156H170ZM9 159H10V160H9ZM173 159H169L170 161H169L168 164H172ZM60 173H61V172H60ZM60 173H59V175H58V179H59V176H61L62 179L64 178L63 181L65 182V184L67 183V184H71V185L73 186V183H74V182L72 183V181L74 180V178H73V180H71V178H70V176L72 177V175L69 173L70 176H69V175H66V176L64 177V175H65L66 173H64L63 175H61L62 173H61V174H60ZM57 174H58V173H57ZM57 174H55V175H57ZM67 176H69L70 180H68V178H66ZM49 177H51V178H52V177H53V178L55 177L54 179L57 178V176H49ZM51 178H50V179H51ZM47 179H49V178H47ZM58 179H57L56 182H55V183H57V182H58V183L55 184V185H58V184L60 183L59 185H60L61 187H60V186H57V189H58V187H59V189H60V188L62 189L63 185H64V186H67V185H65L64 183H62V179H61V178H60L61 180L59 179L60 181H59ZM65 179H67V180H65ZM51 180H52V179H51ZM52 181H53V180H52ZM54 181H55V180H54ZM67 181H68V182L70 181V183H68ZM255 184L257 185V184H259V183H258V182H255ZM51 185L53 186V189H55L56 186L53 185L52 182H51ZM71 185H70V186L68 185L69 188H67V187L64 188V187H63V189H68V190H69V189H71V188H70ZM77 186H79V185H77ZM77 186H74V188L77 187ZM79 187H80V186H79ZM72 188H73V187H72ZM80 188H82V187H80ZM80 188H79V189L76 188V189H78V190H82V189H80ZM59 189H58V190H59ZM61 189H60V190H61ZM68 190H66V191H68ZM72 190H73V189H72ZM53 191H54V190H53ZM55 191H56V190H55ZM61 191H62V190H61ZM74 191L76 192L75 189H74ZM57 192H59L58 194H61L60 191H57ZM83 192H84V188H83ZM83 192H82V193H83ZM87 192L89 193V191H87ZM87 192H86V193H87ZM62 193H64V190L62 191ZM53 194H55V193H53ZM80 194H81V193H80ZM89 194H90V193H89ZM94 194L96 195L97 193H95V192L93 193V192H92V194H90L89 196L94 195ZM61 195H63V194H61ZM77 195L80 196L79 193H78ZM95 195H94V196H95ZM58 196H59V195H58ZM81 196H82V195H81ZM81 196H80V198H81ZM94 196H93L94 201H96V203H99V202H100V199H97V198L95 199V197H98V196H95V197H94ZM91 197H92V196H91ZM225 200H227V199H225ZM0 201H2V202L4 201L3 197H0ZM2 202H0V203H1V204H0V214L2 213L1 216L3 215V217H4V216H5V217H4V218L1 217V218H2V220H1V224H0V234H1V237H2V236H3V238H8V237H9V239H12V240H9V241L12 243V248L15 249V251H16V252H15L16 255H20V254L22 255L19 259H21V261H24V260H25V262H23V264H26V263H27V264H44L45 261H46V264H47V260H48V259L51 261V262H50V261L48 262L49 264H53V262L55 263L56 261H58L57 259L54 260V258L61 257V256H59V255L62 254V252H61V250H60V247H59V249H57V248H58L57 246H60L59 243H57V241H56V243H57V244H56V243H55V239H54L53 237H48V235H47V236L45 235V236H46V237L44 236L45 238L41 235V238L39 237L40 239H39L38 236H37V239L32 241V240L30 239V236H27V233H28V232H27L26 229H25L26 227H23V226L21 227V224L19 225V222H20V221H18L19 219H18L17 217H15V216H12L10 213H7L6 211L4 212V210H6V202L4 201L3 204H2ZM100 204H101V203H100ZM100 204H99V205H100ZM99 205H98V206H99ZM207 205H208L207 207L209 208V207H210V206H209L210 204H207ZM100 206H101V205H100ZM100 206H99V207H100ZM235 206H237V205H235ZM205 207H206V206H205ZM205 207H203V208H205ZM207 207H206V210L203 209L205 213H203V210H202V214H199V213H198V215H201V217H200V216H197V217H196L197 214H196V215H195V214H192V215H191V216H192L191 221H190V219H189L190 217H188V216L185 217V219H187V222H186L185 219H184L185 222L183 221V223H185V224H183V225H185L184 227H186V230L188 229L187 232H188L189 230L191 231V233H188V234H189L188 237L190 238V234H192V235H191V238L194 239L192 242H191V238H190V239H187L188 241H190V244H189L188 241H186V242L188 243V245H190L191 247H192V246L195 247V248H194V247L190 248V251H189V253L191 252V253L189 254V256L191 255L190 257L192 258V259H191L192 264H195V263H196V264H199V263H201L202 260H204L203 262H205V261H207V260H208V262H209V259H211V258H208V257L211 256V255L208 256V254H207V248H208L209 246H210L209 248H211V247L214 248V246H213L214 244H211V245H210V242H209V241H205V239H206L205 236L208 235V232H207V233H205V232L208 231V230H210L209 228L212 227V226H213V228H214L215 230L219 229V227H216V224L211 223V222H212V217H210V215H212V214H211L212 212L210 213L209 210H211V209H210V208L207 209ZM237 207H238V206H237ZM207 210H208L209 212H208ZM24 212H25V213H24ZM24 212H23L24 214H27L26 211H24ZM207 212H208V213H207ZM200 213H201V212H200ZM206 213H207V214H210V215L207 216ZM258 213L261 214V213H262V210H261V212L259 211ZM204 214H205L206 217H204ZM6 215H7V216H6ZM193 215H194L195 217H194ZM257 215H258V214H257ZM257 215L254 214V215H252V216H253V217H256V219H257V218H258ZM261 215H263V214H261ZM8 216H9V219H8ZM10 216H12V217H10ZM263 216H264V215H263ZM5 218H6V219H5ZM13 218H15V220H14ZM197 218H198L199 220H198ZM207 218H209V220H208ZM210 218H211V221H210ZM263 218H264V217H263ZM263 218H261V216H259L258 221H259V220H262ZM10 219H11V220H10ZM194 219H196V222H195ZM200 219L203 220L204 222H206V224H207V223H208V224L206 225V224L203 222L204 225H202V221H200ZM256 219H255V220H256ZM12 220H14V221H12ZM62 220H63V219H62ZM64 220H65V219H64ZM77 220H78V219H77ZM79 220H80V219H79ZM197 220H198V221H197ZM206 220H207V221H206ZM252 220H254V219L252 218ZM3 221H4V222H3ZM209 221H210V222H209ZM13 222H14V223H13ZM77 222H79V221H77ZM137 222H139V220H138ZM192 222H194V223H192ZM198 222H199V223H198ZM200 222H201V223H200ZM11 223H12V224H11ZM186 223H187V224H186ZM191 223H192V224H195V225H198V226L200 225V227L196 226V228H195V225H193V226L190 225ZM196 223H198V224H196ZM260 223H263V221H260ZM260 223H259V224H260ZM99 224H100V223H99ZM102 224H103V223H102ZM211 224H212V226H211ZM263 224H264V223H263ZM209 225H210V226H209ZM19 226H20V227H19ZM201 226L204 227V229H205L206 231H204V229L202 230ZM205 226H207V228H206ZM214 226H215V227H214ZM187 227H188V228H187ZM189 227H190V228H189ZM208 227H209V228H208ZM22 228H23V229H22ZM5 229H6V230H5ZM20 229H21V230H20ZM196 229H198V230H196ZM207 229H208V230H207ZM220 229H221V228H220ZM263 229H264V228H263ZM23 230H24V231H23ZM200 230H201V231H200ZM261 230H262V229H261ZM190 231H189V232H190ZM193 231H194V233H193ZM199 231H200V232H199ZM26 232H27V233H26ZM197 232H198V233H197ZM4 233H5V234H4ZM262 233H263V232H262ZM11 234H12V235H11ZM204 234H205V235H204ZM257 234H260V235L257 236V238L254 237V238H256L257 241L264 240V239H262V238L264 237L263 234L261 235L260 232H258ZM193 235H195L196 237L193 236ZM255 235H256V234H255ZM255 235H254V236H255ZM26 236H27V237H26ZM50 236H51V235H50ZM20 237H21V238H20ZM28 237H29V238H28ZM194 237H195V238H194ZM199 237H200V238H199ZM25 238H26V239H25ZM27 238H28V239H27ZM48 238H49L51 241H52V240H54V241L51 242ZM258 238H259V239H258ZM20 239H21V240H20ZM13 240H14V241H13ZM25 240H26V241H25ZM38 240H39V241H38ZM40 240H41L42 242H41ZM201 240H202V241H201ZM206 240H207V239H206ZM254 240H255V239H253V242L255 243L256 240H255V241H254ZM34 241H35V242H34ZM32 242H33L34 244H33ZM194 242H195L196 244H195ZM205 242L207 243V245H208V243H209V246H208V247H207V245H205V244H206ZM261 242H264V241H261ZM39 243H40V244H39ZM192 243H193L194 245H193ZM254 243H253V245L258 244V243H255V244H254ZM259 243H260V242H259ZM54 244H55V245H54ZM185 244H186V243H185ZM204 245H205V246H204ZM20 246H21L23 249H22ZM39 246H40V247H39ZM51 246H52V247H51ZM168 246L170 247V245H168ZM173 246H174V244H172V247H173ZM197 246H198V247H197ZM255 246H256V245H255ZM15 247H16V248H15ZM17 247H19V249L21 248V249H22V252H20L21 249H20V251H19V249H18ZM54 247H55V248H54ZM174 247H175V246H174ZM204 247H205V250H206V251L203 249ZM206 247H207V248H206ZM121 248H122V247H121ZM196 248H197V249H196ZM14 249H13V250H14ZM55 249H56V250H55ZM125 249H126V248H125ZM125 249L122 248V250H123V253H122V254H121L122 250H120L119 253H117V252H118L117 249H115L114 252H112V250L109 251V253L111 252V253H110L111 256L109 255L108 258L110 259V258L112 257L111 259H113V260L115 261V263H117L118 260H120L119 258L121 257V260L119 261L120 264H127V263H129V260H130V262H131V260H132L134 264H137L138 262H140V261L143 260L142 263L146 264V262H145L146 260H145V258H143V255H142V254H141V255H142V258H143V259L141 260V255H139V252H138V254H135V255H134V254H130V255L127 254V255H128V256H127L128 259H126L127 257H126V255H124V252H126L127 250H125ZM192 249H193V250H192ZM45 250H46V251H45ZM196 250H197V253H196ZM202 250H203V251H202ZM210 250H211V249H210ZM215 250H216V249H215ZM253 250H254V249L252 248V250H251L252 253H253ZM52 251H53V252H52ZM130 251H132V250H130ZM193 251H194V253H193ZM17 252H20V253H17ZM54 252H55V253H54ZM57 252H58V253H57ZM135 252H136V251H135ZM203 252H204V253H203ZM212 252H214V249H213ZM216 252H217V251H216ZM251 252H249V253H251ZM15 253H14V254H15ZM40 253H41V254H40ZM109 253H108V254H109ZM127 253H129V252L127 251ZM195 253H196V255H195ZM202 253H203V254H202ZM108 254H107V255H108ZM112 254L115 255V256L113 257ZM215 254H216V253H215ZM225 254H226V253H225ZM225 254L222 256V257H223L222 260H217V259H216L217 257L215 256L216 258H214V259H215L214 261H215V262H216V261H219V263H220V261H221V264H222V261H223V264H229V263H230V264H240V263H237V262L234 263V262H233L234 259L231 260V257H232V256L227 255L228 253H227L226 255L228 256L227 258H229L230 260L227 259V258L225 259V257H226ZM47 255H48V256H47ZM49 255H50V256H49ZM54 255H55V256H54ZM118 255H119V256H118ZM120 255H121V256H120ZM136 255L140 256V257H138L140 261L137 260L136 262H134L135 259L133 260L132 258H133L134 256H136ZM144 255H145V253H144ZM203 255H204V256H203ZM216 255H217V254H216ZM44 256H45V257H44ZM56 256H57V257H56ZM130 256H131V258H130ZM146 256H147V255H146ZM193 256H194V257H193ZM207 256H208V257H207ZM213 256H214V255H213ZM29 257H30V258H29ZM51 257H52V258H51ZM222 257H221V258H222ZM47 258H48V259H47ZM134 258L137 259V257H134ZM203 258H204V259H203ZM205 258H206V259H205ZM17 259H18V257H17ZM19 259H18V261H19ZM39 259H40V260H39ZM43 259H44L45 261H44ZM46 259H47V260H46ZM111 259H110V260H111ZM124 259L126 260V263H125V260H124ZM147 259L151 262V258H150V259L147 258ZM212 259H213V257H212ZM42 260H43V261H42ZM52 260H53V261H52ZM113 260H112V261H113ZM225 260H226V261H225ZM21 261H19V262H21ZM31 261H32V262H31ZM112 261H111V262H112ZM114 261H113V262H114ZM228 261H229V262H228ZM119 262H118V263H119ZM147 262H148V261H147ZM150 262H149V263H150ZM212 262H213V261L211 260V263H212ZM215 262H213V263H215ZM226 262H227V263H226ZM131 263H132V262H131ZM131 263H130V264H131ZM142 263H140V264H142ZM21 264H22V262H21ZM138 264H139V263H138Z\"/></svg>","mask_w":264,"mask_h":264}]
</instances>
